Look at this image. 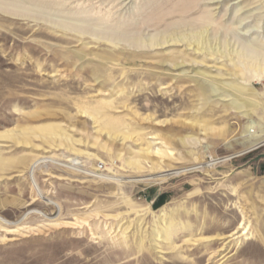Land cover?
I'll return each mask as SVG.
<instances>
[{
  "label": "rangeland",
  "instance_id": "obj_1",
  "mask_svg": "<svg viewBox=\"0 0 264 264\" xmlns=\"http://www.w3.org/2000/svg\"><path fill=\"white\" fill-rule=\"evenodd\" d=\"M260 127L264 0H0V264H264Z\"/></svg>",
  "mask_w": 264,
  "mask_h": 264
},
{
  "label": "bare ground",
  "instance_id": "obj_2",
  "mask_svg": "<svg viewBox=\"0 0 264 264\" xmlns=\"http://www.w3.org/2000/svg\"><path fill=\"white\" fill-rule=\"evenodd\" d=\"M79 21H82L81 23H83V21H86V20H84V19H82V18H79L78 19ZM78 21V22H79ZM102 20L100 19L99 20V22H101ZM84 24V23H83ZM122 28H126V25L124 24V23H122L121 25H119L117 28H113V29H110L109 31H115V32H119V31H122L121 29ZM106 32H108V31H106ZM128 41H130V42H132L133 43V45H137V47H138V41L140 40V38H137V37H133V38H126ZM164 37L163 38H158V39H155V42L154 43H152V44H154V45H156V46H161V48H162V46L164 47V44H169V41H164ZM179 39H175V40H173L171 43H179V42H182L181 40L180 41H178ZM187 45H189V44H187ZM262 78L263 77H261V75L260 76H258L256 79H254V81H256V82H260V81H262ZM204 91H206V89H203ZM211 91V90H210ZM250 128H257L258 126H257V124L255 125V123H253V122H251L250 123V126H249ZM249 131V130H248ZM254 131V133H252V134H250V135H248V136H246V138H245V140H244V142L243 143H248V145H250L245 151H243L242 153L240 152L238 155L236 154V156H234V157H237V156H240V155H242V154H244L245 152H247V151H250V150H254V149H257L258 147H260V146H263L264 145V127H260V129H259V131H256V129L255 130H253ZM244 136L246 135V133L245 134H243ZM232 157H224V158H222V159H217V160H215V159H213L212 161H211V163H209V164H206V165H201V166H199V167H195V168H191V169H198V168H202V167H205V166H208V165H211V166H213V165H216V164H218L219 162H222V161H224V160H228V159H231ZM44 159V158H43ZM45 160V159H44ZM54 159H50V161L51 162H54L53 161ZM73 161V160H72ZM49 161H43V163H48ZM41 162L40 161H36V162H34L33 164H32V166H31V168H30V171H29V177H30V182H31V186H32V188L35 190V192H36V195H37V193L39 194V196L40 197H42V194L40 193V189L38 188V186H37V184H36V181H35V179H34V176H33V171H34V168H36L39 164H40ZM186 170H190V169H175V170H173L172 172H169L168 173V175H178V174H180L181 172H183V171H186ZM167 174V173H166ZM113 177V176H112ZM143 179V178H142ZM105 180V179H104ZM107 180V179H106ZM137 181V180H136ZM37 190V191H36ZM38 196V195H37ZM39 197V198H40ZM44 198V197H43ZM44 201H45V203H47V204H50L51 202H50V200H48V199H43ZM245 234V232L243 233V235Z\"/></svg>",
  "mask_w": 264,
  "mask_h": 264
}]
</instances>
